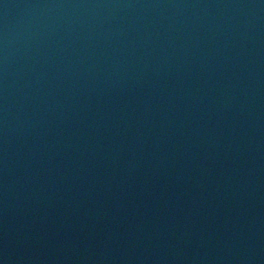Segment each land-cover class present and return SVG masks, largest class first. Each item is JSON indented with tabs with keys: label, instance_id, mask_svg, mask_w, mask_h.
<instances>
[{
	"label": "water",
	"instance_id": "water-1",
	"mask_svg": "<svg viewBox=\"0 0 264 264\" xmlns=\"http://www.w3.org/2000/svg\"><path fill=\"white\" fill-rule=\"evenodd\" d=\"M0 264H264V0H0Z\"/></svg>",
	"mask_w": 264,
	"mask_h": 264
}]
</instances>
